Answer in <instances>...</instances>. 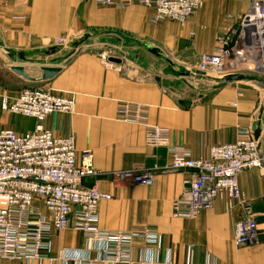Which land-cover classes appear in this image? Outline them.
Instances as JSON below:
<instances>
[{"label":"crops","instance_id":"obj_1","mask_svg":"<svg viewBox=\"0 0 264 264\" xmlns=\"http://www.w3.org/2000/svg\"><path fill=\"white\" fill-rule=\"evenodd\" d=\"M228 7L207 6L191 21L193 24L174 27V23L152 24V10L140 5L117 10L91 0H0V130L26 133L35 128V120L7 110L25 88L46 86L74 94V114H53L44 127L56 137L73 135L78 156L86 150L93 152L94 167L103 175L87 183L111 196L99 204L100 229L116 232L148 227L159 233V244L147 246L153 252L145 251L143 241L135 240V264H264V180L260 171H247L239 177L245 201L257 215L258 240L238 248L234 228L243 215V204L224 194L196 219L175 218L173 205L189 173L166 170L167 151L146 147L145 127L118 120L121 102L141 105L148 122L168 129L171 143L189 150L194 158L208 157L215 145L234 143L238 128L258 123L255 135L264 150L262 90L246 84L250 80L214 83L207 91L189 89L185 84L188 70L163 54L162 43L171 40L183 48L182 52L188 50L185 43L193 27L198 32L193 48H189L193 55L214 53L221 14ZM231 7L234 12L235 6ZM206 23L209 31L202 32L200 28ZM113 35L131 36L139 48L129 60L106 65L97 48L102 38ZM79 42L81 45L75 47ZM61 44L65 48L47 56L46 51ZM69 45L75 50L91 49L62 60ZM147 47L158 49L159 54ZM198 63L197 58L186 65L194 69ZM13 65L26 66L28 75L35 78L42 73L31 71L32 66L62 70L50 82L29 83L11 71ZM207 95V99H198ZM25 123L29 127L20 129L18 124ZM138 163L160 168L152 184L115 182L112 175L130 171ZM51 241V251L32 264H64L65 254L72 251L91 259L98 256L96 245L84 251L83 236L73 222L65 231L53 232Z\"/></svg>","mask_w":264,"mask_h":264},{"label":"built area","instance_id":"obj_2","mask_svg":"<svg viewBox=\"0 0 264 264\" xmlns=\"http://www.w3.org/2000/svg\"><path fill=\"white\" fill-rule=\"evenodd\" d=\"M91 1L117 10L140 5L152 10L154 24L185 26L206 2L218 0ZM242 1L245 11L225 15L215 52L202 54L194 69L215 84L232 75L264 81V0ZM101 58L112 65L110 59L115 57L104 52ZM75 103L74 94L45 86L23 89L7 107L12 115L35 120L36 126L26 133L0 130V264L40 261L51 251L53 232L65 231L71 222L83 236L84 251L96 245L98 256L91 259L72 251L65 254L64 264H135V240L143 241L144 250L150 252L154 249L147 246L160 242L159 233L148 227L116 232L99 228V204L111 196L87 183L103 175L94 167L93 152L86 150L78 156L73 135L56 137L44 127L53 114H74ZM146 114L141 105L121 102L118 120L145 127L146 147L167 151L166 170L189 173L181 196L174 202V217L196 219L225 194L243 204V215L234 228L235 246L255 243L257 215L239 186L240 175L247 171H260L264 180V150L253 127L238 128L234 143L215 145L208 157L194 158L189 150L171 143L168 129L150 124ZM159 170L156 165L138 163L130 171L112 177L119 184L150 185Z\"/></svg>","mask_w":264,"mask_h":264},{"label":"rangeland","instance_id":"obj_3","mask_svg":"<svg viewBox=\"0 0 264 264\" xmlns=\"http://www.w3.org/2000/svg\"><path fill=\"white\" fill-rule=\"evenodd\" d=\"M224 4L226 5V8L229 5H230V7H228V9L223 11L221 14L222 22H221L219 29L217 30L218 33L216 35V40H217V36L224 31L225 15L229 14V13H237L239 11H245V6L243 5L242 0L208 1V2H206V4L203 6L202 9H205L207 6L217 8L218 6L224 5ZM232 5H234L236 8V10H234V12H231V11H233V10H231ZM195 19H196V17H195ZM194 22L195 21H193V22L190 21L189 23L193 24ZM166 23L173 24V22H166ZM152 24H154V23H152ZM154 25H159V24H154ZM172 26L178 27L180 25L177 23H174ZM208 26H209V24H207V23L203 24L202 27L200 28V30H202V32L203 31L207 32V31H209ZM197 34H198V32L195 30V27H193V29L187 35V40L185 43V47H187L188 50H186L184 48L185 50L183 52H182L183 48H177L178 44L175 43V40H171L169 42V44H166V45H165V43H162L163 52H164L163 54L167 58L172 60L175 64H177L176 66L180 67V66L184 65V67L188 70L187 72L190 73L189 78L186 81H185V79H182V80L185 81V84L187 85V87L189 89L207 91L209 89H212L211 84H214V81H212L211 79H208V78H204L203 76H201V74H197L195 72V70H194L195 68L193 69V68H190L186 65L187 61L189 62L190 60H196L197 58L200 59V57H201V55L199 57L196 55H193L192 49H189V48H193V44L196 41ZM74 42H77V41H74ZM101 42H102V45L98 46V48H97V49H99L101 54L104 52H108L111 56L118 58L122 61H127L130 59V57L135 56L136 51H137L136 49L139 48V46L137 45V43H135L134 39L131 36H118V35L107 36L106 38H102ZM216 43H217V41H216ZM173 44H174V46H173ZM61 45L59 47H62V49L65 48V47H63V45L62 46ZM170 47L171 48L174 47V50H171ZM67 49L68 50L64 52V55H63L64 57H62V60H65L70 55H73L75 52L78 53V52L84 51L86 49H91V48L83 47V48H80L79 50H75L72 47V45L71 46L69 45ZM182 62H185V63L181 64ZM178 72H179V70H178ZM186 82H189V83H186ZM246 84L262 90V92L264 94V85L257 84L253 81H246ZM201 98L204 100V98L207 99V98H209V96L208 95L206 97L199 96L198 99H201ZM263 100H264V98H263ZM18 125L20 126V129H22V130H26L29 127V124H27V123L21 124V125L18 124Z\"/></svg>","mask_w":264,"mask_h":264},{"label":"water","instance_id":"obj_4","mask_svg":"<svg viewBox=\"0 0 264 264\" xmlns=\"http://www.w3.org/2000/svg\"><path fill=\"white\" fill-rule=\"evenodd\" d=\"M86 38L87 37H85V39ZM82 42H83V40H82ZM82 42H79V43L75 44L74 46L78 47L79 45H81ZM147 48L153 54H156V55L159 54L158 49L151 48V47H147ZM60 51H61V47H53V48L49 49L48 51H46L45 53L47 54V56H53V55H56L57 53H59ZM110 62L113 64H121V60L117 59V58H111ZM10 69L14 74H16L17 76H19L20 78L24 79L25 81H27L29 83H47V82H50V81L54 80L60 74V72L62 70V68H60V67L32 66V68H30L31 71L42 73V76L40 78H35V77H31L28 75V73H27L28 68H26V66L13 65V66H11ZM246 80H250V81H253L257 84L264 85V81L258 80L256 78H247L243 75L229 76V77L225 78L224 80L219 81V84L228 85L232 82L246 81ZM257 127H258V123H255L253 125V131H256ZM89 182H93V180H89Z\"/></svg>","mask_w":264,"mask_h":264}]
</instances>
